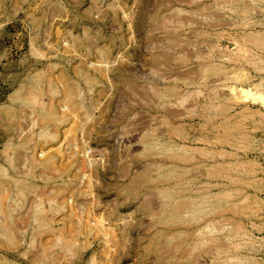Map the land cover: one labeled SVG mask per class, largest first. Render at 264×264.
<instances>
[{
    "label": "rangeland",
    "instance_id": "1",
    "mask_svg": "<svg viewBox=\"0 0 264 264\" xmlns=\"http://www.w3.org/2000/svg\"><path fill=\"white\" fill-rule=\"evenodd\" d=\"M0 264H264V0H0Z\"/></svg>",
    "mask_w": 264,
    "mask_h": 264
}]
</instances>
